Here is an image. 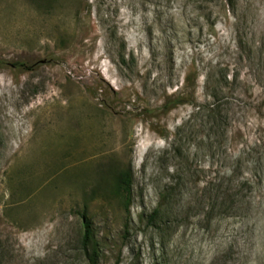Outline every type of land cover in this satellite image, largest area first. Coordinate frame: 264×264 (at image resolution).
I'll return each instance as SVG.
<instances>
[{
    "label": "rangeland",
    "instance_id": "1",
    "mask_svg": "<svg viewBox=\"0 0 264 264\" xmlns=\"http://www.w3.org/2000/svg\"><path fill=\"white\" fill-rule=\"evenodd\" d=\"M0 264H264V0H0Z\"/></svg>",
    "mask_w": 264,
    "mask_h": 264
},
{
    "label": "trees",
    "instance_id": "2",
    "mask_svg": "<svg viewBox=\"0 0 264 264\" xmlns=\"http://www.w3.org/2000/svg\"><path fill=\"white\" fill-rule=\"evenodd\" d=\"M214 108L216 109L217 107L216 105H213V104L206 106L207 111H209L211 114L217 113V110H214ZM197 109H199V107H197ZM131 185H132V174H131L130 168L122 170L116 175L115 192L123 200L124 207L126 209L128 208L129 201H130ZM161 197L163 199H166L167 195L163 194ZM159 211H160L159 208L153 211V215L150 216L151 221L156 220ZM81 220H82V225H83L82 247L85 250V252H88V250L91 252L90 254H87V255L89 257L90 262L94 263L91 257V254H95L94 253L95 252L94 240H93V234H92L91 227H90V222H89L88 217L86 216V210H84L83 213L81 214Z\"/></svg>",
    "mask_w": 264,
    "mask_h": 264
},
{
    "label": "bare ground",
    "instance_id": "3",
    "mask_svg": "<svg viewBox=\"0 0 264 264\" xmlns=\"http://www.w3.org/2000/svg\"><path fill=\"white\" fill-rule=\"evenodd\" d=\"M35 54H36V53H35ZM36 55H37V54H36ZM39 72H40V71H39ZM52 73H53V76H56V75H59V74H60V71L55 69V71L52 72ZM54 81H55V80H53V83H54ZM51 97H53V96H51ZM68 106H69V105H68ZM66 109H67V108H66ZM67 110H68V109H67ZM72 116H73V115H72ZM62 119H63V118H62ZM62 119H61V120H62ZM64 122H65V121H64ZM68 122H70V121H68ZM57 124H60V123H57ZM61 124H62V123H61ZM61 124H60V125H61ZM64 125H65V124H64ZM67 125H68V124H67ZM56 126H57V125H56ZM61 126H63V124H62ZM65 126H66V125H65ZM68 126H69V125H68ZM58 127H59V126H58ZM54 128H55V126H54ZM55 129H56V128H55ZM55 129H54V130H55ZM65 129H66V128H65ZM96 129H97V128H96ZM54 130H53V131H54ZM56 130L58 131V128H57ZM53 131H52V132H53ZM57 131H56V132H57ZM59 131H61V130H59ZM59 131H58V132H59ZM58 132H57V133H58ZM61 132H65V130H62ZM65 133H66V132H65ZM65 133H64L63 136H65ZM66 134H67V133H66ZM61 135H62V134H61ZM54 136H56V133H55ZM58 136H59V135H58ZM42 139H43V138H42ZM51 144H52V143H51Z\"/></svg>",
    "mask_w": 264,
    "mask_h": 264
}]
</instances>
